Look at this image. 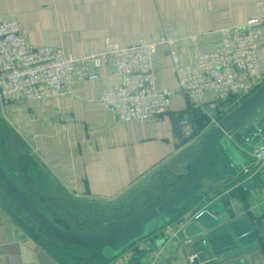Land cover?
I'll list each match as a JSON object with an SVG mask.
<instances>
[{
  "label": "crops",
  "instance_id": "1",
  "mask_svg": "<svg viewBox=\"0 0 264 264\" xmlns=\"http://www.w3.org/2000/svg\"><path fill=\"white\" fill-rule=\"evenodd\" d=\"M254 15V0H0V18L18 21L28 31L32 45L58 44L67 55L78 58L90 50L101 51L107 40L124 48L170 38L175 41L172 50L183 65L195 63L201 52L220 47L225 27L243 25ZM259 63L264 75V43L259 49ZM154 71L159 89L178 88L166 47L159 49ZM120 82V77L109 76L103 69L99 81L79 83L61 98L46 103L14 99L7 106H0V134L14 138L22 151L15 158L14 167L19 168L13 171L15 180L20 174L29 178L35 175L28 190L37 193L50 180L64 196L98 208V212L90 211L86 224L76 221V230L61 223L66 229L97 232L114 216L122 217L139 205L154 202L160 187L161 193L170 192L189 169L211 129L210 124L201 127L192 142L182 137V120L190 118L200 126L204 122L195 116V106L184 97L174 98L170 113L164 117L132 123L119 121L98 98L104 87H117ZM216 97L212 92L204 94L208 113L226 116L238 105L228 102L220 106ZM259 147H264V139L253 146V151ZM253 163L252 153L243 152L234 167L235 175L211 165L198 182L197 194L201 197L185 219L237 192L239 185L258 174L264 185V169L258 172L252 168L243 174V169ZM129 194H135L131 208L121 215L120 203ZM7 204L10 203L0 196V264H77L57 258L48 247L25 235V228L30 225L17 220ZM231 206L238 209V216L249 215L257 221L254 241L261 245L264 189L255 185L243 201ZM176 221L177 218L172 219ZM17 230L19 236L25 237L23 240L16 238ZM178 238L185 239L183 231ZM202 239L200 236L191 247L184 248L168 243L160 230L108 264L123 260L125 264H187V254L195 252L199 254L198 264H264L258 254L228 260L210 246L201 245Z\"/></svg>",
  "mask_w": 264,
  "mask_h": 264
},
{
  "label": "built area",
  "instance_id": "2",
  "mask_svg": "<svg viewBox=\"0 0 264 264\" xmlns=\"http://www.w3.org/2000/svg\"><path fill=\"white\" fill-rule=\"evenodd\" d=\"M254 6L255 15L248 22L225 27L221 46L212 52H201L189 65L181 64L172 50L175 41L170 38L124 48L107 40L101 51L90 50L74 58L58 44L32 45L28 31L18 21L0 18V106L5 107L14 99L46 103L61 98L79 83L99 81L105 69L109 76L120 77L121 82L117 87H104L98 102L119 121L132 123L164 117L170 113L173 99L184 97L203 110L210 126H214L224 115L207 112L206 92L215 93L220 106L228 102L236 105L264 84L259 63V49L264 43V0H254ZM161 47H166L171 55L178 85L175 91L157 86L154 67ZM181 134L188 142L196 139L190 118L182 120ZM252 156L254 163L243 169L244 175L252 168L258 172L264 169V147L255 149ZM185 224L183 219L170 222L161 229V235L168 243L191 247L194 239L178 238ZM252 226L254 230L258 227L255 219ZM252 234L249 230L242 237ZM206 243L204 239L200 242L203 246ZM198 259L196 252L186 256L187 264H198Z\"/></svg>",
  "mask_w": 264,
  "mask_h": 264
},
{
  "label": "water",
  "instance_id": "3",
  "mask_svg": "<svg viewBox=\"0 0 264 264\" xmlns=\"http://www.w3.org/2000/svg\"><path fill=\"white\" fill-rule=\"evenodd\" d=\"M195 134L200 130L193 121ZM264 139V84L239 103L217 124L211 126L196 157L178 184L167 193L156 191L155 201L139 205L122 216H114L99 231L77 232L66 229L50 218L34 200L37 191H24L14 176L8 174L0 161V191L10 201L14 217L30 225L25 235L42 246L48 247L57 258H65L77 264H108L132 246L163 229L172 218L183 219V234L187 239L203 236L206 246L215 252L224 254L228 260L243 258L247 255H260L264 260V233L261 245L254 241V234L242 237L249 231L240 223L245 218L238 216V209L232 205L243 201L255 187L264 189L258 174L254 179L239 185L237 192H231L226 198L217 199L189 220L185 216L194 203L201 197L197 194L198 182L209 171L211 165L222 167L225 172L234 174L241 154L253 153ZM16 176V175H15ZM40 200L47 199L40 195ZM116 219H119L116 222ZM18 240L19 231L15 232Z\"/></svg>",
  "mask_w": 264,
  "mask_h": 264
},
{
  "label": "rangeland",
  "instance_id": "4",
  "mask_svg": "<svg viewBox=\"0 0 264 264\" xmlns=\"http://www.w3.org/2000/svg\"><path fill=\"white\" fill-rule=\"evenodd\" d=\"M5 137L1 136L0 134V161L2 163V166L5 167L4 169L6 170V172L10 175L12 174L13 177V171L19 170V168L14 167L16 165L15 158L22 151L20 144L18 145V142L14 140V138H11L8 135L6 138ZM34 178L35 175H33L32 178H29L26 174L23 175L20 174V176L16 178V180L18 184L21 186V188L27 191L30 186L32 187L33 182H31V180H33ZM42 185L44 186H40L41 188L39 189L34 185L33 186L34 188H37L40 191L38 193L42 195L44 198H46L47 201L46 202L41 201L38 198V195L34 197V200L50 218L52 219L58 218L60 221L66 223L69 226V228L73 230L79 228L76 225L78 224L76 221L86 224L85 220H87L86 219L87 216H90V211L92 212L99 211L97 207L91 208V206L85 204L84 202H80L75 199L64 196L61 192H59L56 189L57 187L50 180L48 182H44V184ZM134 197L135 194H131V196L129 194L128 198L125 197L123 202L120 203V211L123 212L121 215L126 214V211L130 210L132 204L131 201L132 199H134ZM55 205H57L58 207L56 208Z\"/></svg>",
  "mask_w": 264,
  "mask_h": 264
},
{
  "label": "trees",
  "instance_id": "5",
  "mask_svg": "<svg viewBox=\"0 0 264 264\" xmlns=\"http://www.w3.org/2000/svg\"><path fill=\"white\" fill-rule=\"evenodd\" d=\"M196 108V114H195V116H198V118H202L203 120H204V122H203V126H200L198 123H197V125H198V128H199V130L201 131V127H204V126H206V125H208L209 124V118H208V116L207 115H205L204 114V112H203V110H201L200 108H198V107H195ZM222 117H220V119H221ZM28 157H29V155H28ZM21 158V161H25V160H23V158L22 157H20ZM30 159V158H29ZM31 160V159H30ZM0 196H1V198L3 199V201H5V202H9V200H8V198L6 197V195L5 194H3L1 191H0ZM8 200V201H7ZM6 204V203H5ZM7 206H9L8 204H7ZM173 219V218H172ZM172 219L170 220V222H172ZM254 219H253V217L252 216H249V215H247L242 221H241V225L243 226V227H246V228H248L249 230H252L253 231V234H257V230L255 229H253V226H252V221H253ZM58 224H60L61 225V223H63V222H60L59 220L58 221H56ZM169 222V223H170ZM64 225H67L66 223H64Z\"/></svg>",
  "mask_w": 264,
  "mask_h": 264
},
{
  "label": "flooded vegetation",
  "instance_id": "6",
  "mask_svg": "<svg viewBox=\"0 0 264 264\" xmlns=\"http://www.w3.org/2000/svg\"><path fill=\"white\" fill-rule=\"evenodd\" d=\"M38 198L40 199V195H38Z\"/></svg>",
  "mask_w": 264,
  "mask_h": 264
}]
</instances>
